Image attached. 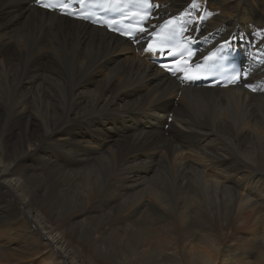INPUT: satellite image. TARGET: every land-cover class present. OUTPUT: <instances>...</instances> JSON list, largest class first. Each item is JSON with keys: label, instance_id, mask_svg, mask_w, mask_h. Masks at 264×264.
<instances>
[{"label": "bare ground", "instance_id": "obj_1", "mask_svg": "<svg viewBox=\"0 0 264 264\" xmlns=\"http://www.w3.org/2000/svg\"><path fill=\"white\" fill-rule=\"evenodd\" d=\"M30 1L0 0V264L150 248L147 264H182L181 247L192 264H264V94L180 86L127 40ZM183 8L264 51V0L160 10ZM187 213L201 217L173 227Z\"/></svg>", "mask_w": 264, "mask_h": 264}, {"label": "rangeland", "instance_id": "obj_2", "mask_svg": "<svg viewBox=\"0 0 264 264\" xmlns=\"http://www.w3.org/2000/svg\"><path fill=\"white\" fill-rule=\"evenodd\" d=\"M167 121H168V118H167ZM171 121H169L170 123ZM166 125V124H165ZM166 128V127H165ZM167 129V128H166ZM6 194H9L7 192H5ZM12 198V196H10ZM12 200H15V198L13 197ZM69 208L70 210L73 209V205L67 207ZM223 213V212H222ZM222 213H219V214H222ZM201 217L200 214H191V213H187L186 215L182 216V215H175L173 217L174 221H173V224L175 228H179L180 227V224L182 222H187L188 220H190V222H195L196 220H198L199 218ZM173 236H175L174 234H172ZM204 247L205 249H207L205 246H202ZM182 247L179 249V257L180 259H182V264H192L194 261H196V263H200V259L197 255H186V252H187V249L184 251ZM150 251V252H149ZM149 251H146V252H140V250H137V252H135L134 255L132 256H127L128 255V251L126 250L125 252L122 250V253L124 255V260H123V263L124 264H132V262L129 261V257L131 258H135L138 262L135 263V264H147V260L149 258L150 255H154L157 251L150 248ZM196 251V250H195ZM181 253V254H180ZM144 254V255H143ZM143 255V257L141 256ZM61 257V256H59ZM62 258V257H61ZM32 261V260H31ZM25 264H31L30 262H26ZM33 264H43V263H33ZM64 264V263H63ZM159 264H169L168 261H161ZM259 264V263H257Z\"/></svg>", "mask_w": 264, "mask_h": 264}, {"label": "snow or ice", "instance_id": "obj_3", "mask_svg": "<svg viewBox=\"0 0 264 264\" xmlns=\"http://www.w3.org/2000/svg\"><path fill=\"white\" fill-rule=\"evenodd\" d=\"M36 2L39 4L40 3V0H36ZM41 6L44 7V8H49L50 7V5H48V4H42ZM83 18L87 19V17H83ZM147 50L153 51V52H157V51H162L163 49H157L155 45L149 44ZM167 54L168 55H177V53L176 52H173V51H169ZM177 70L180 71L182 69L177 65ZM185 78L188 79V80H193V79H195L197 77H196L195 74H188V73H186L185 74Z\"/></svg>", "mask_w": 264, "mask_h": 264}]
</instances>
